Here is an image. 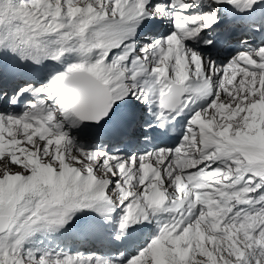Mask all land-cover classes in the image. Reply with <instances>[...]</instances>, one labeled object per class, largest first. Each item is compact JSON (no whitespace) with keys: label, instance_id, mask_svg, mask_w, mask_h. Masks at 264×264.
I'll use <instances>...</instances> for the list:
<instances>
[{"label":"snow or ice","instance_id":"1","mask_svg":"<svg viewBox=\"0 0 264 264\" xmlns=\"http://www.w3.org/2000/svg\"><path fill=\"white\" fill-rule=\"evenodd\" d=\"M0 264H264V0H0Z\"/></svg>","mask_w":264,"mask_h":264}]
</instances>
